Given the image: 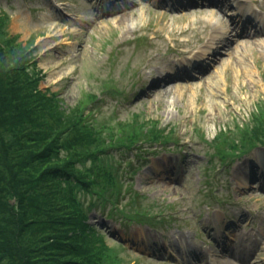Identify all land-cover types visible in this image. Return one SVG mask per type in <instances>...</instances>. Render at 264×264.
<instances>
[{
	"label": "rangeland",
	"instance_id": "1",
	"mask_svg": "<svg viewBox=\"0 0 264 264\" xmlns=\"http://www.w3.org/2000/svg\"><path fill=\"white\" fill-rule=\"evenodd\" d=\"M210 1L0 0L9 35L34 39L42 89L66 106L98 93L94 115L139 112L173 126L176 140L187 144L185 153L171 142L147 154L146 166L131 176L133 189L172 212L171 224L156 230L107 219L101 209L89 215L109 243L125 246L128 264H210L209 250L218 255L213 264L237 253L243 264H264V166H253L264 147L215 171L214 150L199 135L214 139L235 115L246 120L264 102V34L229 31L239 0ZM118 8L129 23L108 14ZM198 47L203 53L192 60ZM108 79L122 96L99 89ZM127 156L137 163L134 152Z\"/></svg>",
	"mask_w": 264,
	"mask_h": 264
},
{
	"label": "trees",
	"instance_id": "2",
	"mask_svg": "<svg viewBox=\"0 0 264 264\" xmlns=\"http://www.w3.org/2000/svg\"><path fill=\"white\" fill-rule=\"evenodd\" d=\"M8 19L0 10V264H128L125 246L109 243L89 215L101 209L115 220L164 225L166 207L133 189L131 176L146 153L176 142L175 129L139 112L94 115V92L66 106L39 86L34 39L9 35ZM99 89L123 95L112 79ZM199 135L214 150L210 168L230 169L264 146V102L214 139ZM131 152L135 164L124 158Z\"/></svg>",
	"mask_w": 264,
	"mask_h": 264
},
{
	"label": "bare ground",
	"instance_id": "3",
	"mask_svg": "<svg viewBox=\"0 0 264 264\" xmlns=\"http://www.w3.org/2000/svg\"><path fill=\"white\" fill-rule=\"evenodd\" d=\"M121 11H123V10L118 8L117 11L110 12L108 14H113V13L116 12L115 18H117L119 24H127V23H129V17H128L129 15L126 16L125 12H121ZM249 12H252V10H250ZM224 23H225V21H224ZM241 23L243 24V21H241L239 24H241ZM237 25L238 24L235 21H231V26L229 27V31H234L235 28L237 27ZM224 33L225 32H222L221 34H224ZM219 34H220V32H217L216 34L211 35V39H213V41H214V39H216L219 36ZM219 41H222V39H219ZM161 72H163V71H161ZM163 74H166V73H163ZM158 78H160V77H158ZM257 159H258V162L260 164V167L264 166V153H259ZM243 260L244 259L242 258V255L237 253V254L230 255L228 259L220 261V262H218V264L219 263H221V264H243L245 262Z\"/></svg>",
	"mask_w": 264,
	"mask_h": 264
}]
</instances>
